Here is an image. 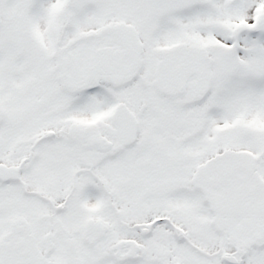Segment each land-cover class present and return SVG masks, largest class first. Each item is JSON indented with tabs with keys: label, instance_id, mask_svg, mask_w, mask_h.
<instances>
[{
	"label": "snow or ice",
	"instance_id": "6c2138e0",
	"mask_svg": "<svg viewBox=\"0 0 264 264\" xmlns=\"http://www.w3.org/2000/svg\"><path fill=\"white\" fill-rule=\"evenodd\" d=\"M0 264H264V0H0Z\"/></svg>",
	"mask_w": 264,
	"mask_h": 264
}]
</instances>
